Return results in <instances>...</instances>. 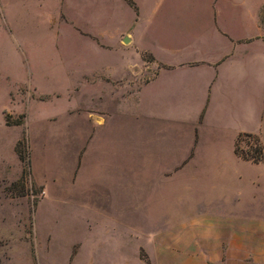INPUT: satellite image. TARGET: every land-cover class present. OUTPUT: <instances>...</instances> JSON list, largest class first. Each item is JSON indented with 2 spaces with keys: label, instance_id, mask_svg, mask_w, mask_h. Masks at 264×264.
<instances>
[{
  "label": "rangeland",
  "instance_id": "374dc122",
  "mask_svg": "<svg viewBox=\"0 0 264 264\" xmlns=\"http://www.w3.org/2000/svg\"><path fill=\"white\" fill-rule=\"evenodd\" d=\"M263 2L0 0V264H264V178L251 164L248 198L236 201L249 213L229 216L248 222L220 232L216 263L159 238L211 214L205 183L203 204L188 205L185 171L162 174L186 136L219 121L226 157L233 130L264 132L253 111ZM223 59L219 102L247 112L224 117L215 106L210 123L186 120L210 99ZM160 62L175 67L145 85Z\"/></svg>",
  "mask_w": 264,
  "mask_h": 264
},
{
  "label": "crops",
  "instance_id": "0c3cea01",
  "mask_svg": "<svg viewBox=\"0 0 264 264\" xmlns=\"http://www.w3.org/2000/svg\"><path fill=\"white\" fill-rule=\"evenodd\" d=\"M264 2L260 5L257 16L259 19V24L261 22V13ZM261 26V25H260ZM264 41V34L261 37ZM226 59V58H225ZM225 59L217 64L216 69V80L212 82L209 87L210 99L206 100L204 105L197 110L192 118L187 117L186 120L195 118L197 120V125H205L210 123L209 117L211 116V111L213 107H218V110L224 117H233V115L243 112H247V105L244 106L239 101H232L227 105L222 106L219 102V95L222 93L223 83L220 81L224 76L225 70ZM162 67L156 71L154 76L145 84L155 81L160 77V73L168 70H172L175 66L170 64L162 63ZM194 65L192 62L181 64L180 66ZM228 68V67H227ZM235 75L232 76L234 78ZM258 97L257 104L254 105L253 111L262 122L264 115V83L258 87ZM204 103V102H203ZM223 116L221 118H224ZM242 133H248L256 135L263 139L262 135L264 132L260 129L258 132L235 129L231 132L232 138L231 142L233 143V148L229 155L225 157L224 145L221 141V125L219 121L211 127L210 129L206 127L198 128L196 127L194 132L186 136L184 144H182V149L180 150L181 159L178 163L172 165L171 168L173 171H170L168 168L162 171L165 177L169 178L173 173H178L181 170H184L188 178L185 181L186 185L183 190V195L181 199L188 201V205L196 203V206L203 204L198 201V185L205 183V187L202 191L208 192V197L212 201L211 205V214H205L198 221L190 225H178L175 228L164 230L168 232L166 235L160 236L161 247H166L170 245H176L180 243L181 240L190 242V246L196 249L195 256L202 259L201 262H217L218 252H214L215 248H221L225 244L226 235L220 233L226 231L228 226L230 231L232 230V224L234 222H239L240 220L248 219H232V215L237 213H249L248 205H238L237 198L244 197L248 198L247 193V184L249 180L248 176V165L255 166L257 168V179L258 181L264 178V160L258 164L251 161H246L240 158L236 154V142L238 136ZM159 135L165 134V132L160 131ZM263 174V176L259 175ZM128 177V176H127ZM130 179L128 178V183L130 185ZM245 187V189H244ZM131 187L127 188L125 196L130 197ZM201 199H205V195L201 192ZM247 195V197H246ZM230 216V217H229ZM176 239V240H173ZM232 239V236H229V240Z\"/></svg>",
  "mask_w": 264,
  "mask_h": 264
},
{
  "label": "trees",
  "instance_id": "16d2710c",
  "mask_svg": "<svg viewBox=\"0 0 264 264\" xmlns=\"http://www.w3.org/2000/svg\"><path fill=\"white\" fill-rule=\"evenodd\" d=\"M243 138L252 139L254 141V144H256V147H254L255 149H251V151L240 152L238 149V144L242 141ZM259 143H260L259 137H257L256 135L242 133L238 136V139L236 142V154L243 160L251 161L253 163L258 164L264 160L263 147H261ZM19 159L21 160V162H24V159L22 158L21 155L19 156ZM29 165L30 164L28 163V166ZM28 174H29V171H26V169L24 168L22 180H24V178L27 177Z\"/></svg>",
  "mask_w": 264,
  "mask_h": 264
},
{
  "label": "water",
  "instance_id": "95a60500",
  "mask_svg": "<svg viewBox=\"0 0 264 264\" xmlns=\"http://www.w3.org/2000/svg\"><path fill=\"white\" fill-rule=\"evenodd\" d=\"M124 41H125V43H128L129 42V38L126 37Z\"/></svg>",
  "mask_w": 264,
  "mask_h": 264
}]
</instances>
